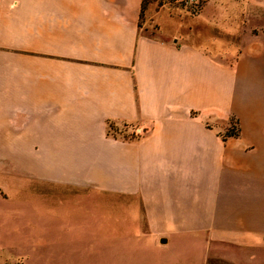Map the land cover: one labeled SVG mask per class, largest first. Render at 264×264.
Segmentation results:
<instances>
[{
    "label": "crops",
    "instance_id": "0c3cea01",
    "mask_svg": "<svg viewBox=\"0 0 264 264\" xmlns=\"http://www.w3.org/2000/svg\"><path fill=\"white\" fill-rule=\"evenodd\" d=\"M141 4L0 0V152L82 247L264 264V33L149 35Z\"/></svg>",
    "mask_w": 264,
    "mask_h": 264
},
{
    "label": "rangeland",
    "instance_id": "374dc122",
    "mask_svg": "<svg viewBox=\"0 0 264 264\" xmlns=\"http://www.w3.org/2000/svg\"><path fill=\"white\" fill-rule=\"evenodd\" d=\"M139 24L149 35L175 32L180 39L220 49L221 43L238 46L245 34L264 33V8L249 0H146ZM108 126L113 133L130 134L123 122ZM13 160V151L0 152V264H179L169 254L176 248L149 247V255L132 262L116 259L110 247L100 252L78 245L72 229L54 230L51 219L46 221V200L25 195L35 186L16 175ZM55 233L64 234L66 246L54 243ZM190 261L183 254L181 264Z\"/></svg>",
    "mask_w": 264,
    "mask_h": 264
},
{
    "label": "trees",
    "instance_id": "16d2710c",
    "mask_svg": "<svg viewBox=\"0 0 264 264\" xmlns=\"http://www.w3.org/2000/svg\"><path fill=\"white\" fill-rule=\"evenodd\" d=\"M145 5H146V0H142V4H141V15L143 14V11H144V8H145ZM239 134V127H231L229 129L226 130V132L224 133L223 137H227V136H230V135H237Z\"/></svg>",
    "mask_w": 264,
    "mask_h": 264
}]
</instances>
